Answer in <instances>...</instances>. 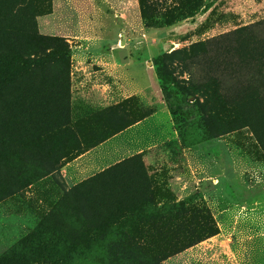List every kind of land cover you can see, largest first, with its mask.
<instances>
[{
    "label": "rangeland",
    "instance_id": "rangeland-1",
    "mask_svg": "<svg viewBox=\"0 0 264 264\" xmlns=\"http://www.w3.org/2000/svg\"><path fill=\"white\" fill-rule=\"evenodd\" d=\"M5 41L29 65L0 76V264L44 261L24 241L59 193L38 165L54 157L67 190L90 183L104 169L74 183L67 163L161 106L178 138L110 162L87 199H189L183 229L162 237L127 222L159 264H264V0H0ZM148 74L154 89L136 93Z\"/></svg>",
    "mask_w": 264,
    "mask_h": 264
},
{
    "label": "trees",
    "instance_id": "trees-1",
    "mask_svg": "<svg viewBox=\"0 0 264 264\" xmlns=\"http://www.w3.org/2000/svg\"><path fill=\"white\" fill-rule=\"evenodd\" d=\"M28 65L29 59L22 55L11 41L2 42L1 77H8L13 69L24 71ZM194 85L190 83L186 90L190 89L207 105L206 88ZM168 108L172 115L171 106ZM38 166L41 176L37 180L51 178L56 183L59 199L45 214V225L42 229H35L24 241L27 243V240L31 239L29 243L33 250L42 248L45 251L44 261L37 264H68L70 259L89 264H93L95 259L98 260V264H115L118 260H121L118 264H130V262L159 264L156 253L146 245L150 232H144L141 228L138 231L129 230L126 226L127 222H137L140 227L149 229L148 231L153 230L157 237H162L172 231L183 229L186 224L184 217L191 213L189 199L168 205L158 202L153 194L151 198H147L142 190L140 197L137 198H133L132 195L111 194V197L107 196L109 199L106 198L108 201L105 197L102 198V206L95 208L86 195V186L89 182L67 190L54 180L53 174L58 173L61 168L54 157H48L43 165ZM111 172L110 169L103 171L91 178L89 184L112 174ZM146 173L145 171L144 177L149 185L151 177ZM74 200L78 201L74 203ZM214 234L215 232L212 231L206 235V238ZM137 258L139 261H136Z\"/></svg>",
    "mask_w": 264,
    "mask_h": 264
},
{
    "label": "crops",
    "instance_id": "crops-1",
    "mask_svg": "<svg viewBox=\"0 0 264 264\" xmlns=\"http://www.w3.org/2000/svg\"><path fill=\"white\" fill-rule=\"evenodd\" d=\"M153 75L144 76L140 83V90L154 89L155 83ZM144 84V86H142ZM162 103V102H161ZM163 116L164 126L161 124ZM178 138V132L174 129L172 115L166 106H161L157 111L132 123L122 131L116 133L98 146L86 151L72 162L67 163L64 168L65 176L76 183L81 178L92 176L99 170L105 171L107 165L113 160H124L133 156L143 155L144 153L157 148L158 146ZM86 164L81 168L79 164ZM108 168V167H107Z\"/></svg>",
    "mask_w": 264,
    "mask_h": 264
}]
</instances>
